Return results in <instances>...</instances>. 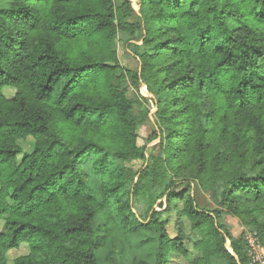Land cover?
<instances>
[{"label": "trees", "instance_id": "trees-1", "mask_svg": "<svg viewBox=\"0 0 264 264\" xmlns=\"http://www.w3.org/2000/svg\"><path fill=\"white\" fill-rule=\"evenodd\" d=\"M138 4L0 0V264L22 244L12 264H99L94 218L111 208L128 233L140 196L175 213L174 236L161 211L146 219L158 232L155 264L191 250L190 264H250L224 211L264 246V0ZM118 32L142 39L130 77L154 95L149 139H160L147 157L120 83ZM134 159L146 164L134 169ZM195 185L218 207L200 208Z\"/></svg>", "mask_w": 264, "mask_h": 264}, {"label": "rangeland", "instance_id": "rangeland-1", "mask_svg": "<svg viewBox=\"0 0 264 264\" xmlns=\"http://www.w3.org/2000/svg\"><path fill=\"white\" fill-rule=\"evenodd\" d=\"M7 1V0H6ZM119 0H115L117 3ZM133 9L138 12L139 4L138 0H129ZM134 35H130L125 32H118L114 41V47L117 53L118 59V73L120 74L121 86L126 88V91L135 100L134 112L139 117V124L136 131V143L139 146H144L146 151V157L148 156L147 151L155 146L160 139L156 138L150 140V135L152 132L151 125L154 123L155 112L157 111V106L154 104L152 98L154 95L149 91L147 85L143 80L139 79L134 81L131 79L130 75L139 73L140 71V60L139 57L135 55L133 44L140 45L142 39L135 40ZM1 92L10 97L14 94L15 88L12 86H4ZM158 154V148H154L153 155ZM141 160H132L131 165L134 169H138L143 166ZM88 169V166H86ZM137 176L134 178L136 180ZM90 183L94 191L97 193L99 199L101 200L99 192V181L91 176ZM130 185V184H129ZM132 186V185H131ZM193 194L196 199V203L200 208H205L207 210L218 207L217 200L213 199L211 192L200 189L197 185L194 186ZM132 210L138 218V222L133 224H127L130 228L128 233H125L121 228L118 227L116 217L113 214L111 208L105 207L99 215H97L93 220V225L98 231L99 240L101 247L98 251V262L99 264H133L134 261H144L151 264H155V257L157 253V237L158 232L154 227L148 228L146 219L149 214L154 211H161L160 219H167L169 223L166 225V229L170 236L176 234L175 230V213L171 212L168 214L163 210L166 208L164 203V197L162 198L163 207L158 208L157 200L151 202L147 201L143 196L139 198H130ZM223 222L227 225L228 230L235 238H242L245 240L247 235H254L258 241V244L264 248L259 240V234L255 228H252L245 223L241 222L237 217L229 214V212H223L222 216ZM142 223V226L139 223ZM184 232L188 234L187 224L185 225ZM1 229V223H0ZM229 240H226L225 247L232 253L229 247ZM191 250L192 245L188 244ZM248 249V245H247ZM28 251L27 245L22 244L18 249L12 251L8 255V264H12V259L20 254H25ZM195 252L191 250L187 256L170 254V262L168 264H190ZM233 254V253H232ZM249 255V254H248ZM250 257V256H249ZM215 263H222L220 259H216ZM250 264H254L251 262Z\"/></svg>", "mask_w": 264, "mask_h": 264}, {"label": "built area", "instance_id": "built-area-1", "mask_svg": "<svg viewBox=\"0 0 264 264\" xmlns=\"http://www.w3.org/2000/svg\"><path fill=\"white\" fill-rule=\"evenodd\" d=\"M248 245V254L254 264H264V248L258 244L254 235H247L245 238Z\"/></svg>", "mask_w": 264, "mask_h": 264}, {"label": "water", "instance_id": "water-1", "mask_svg": "<svg viewBox=\"0 0 264 264\" xmlns=\"http://www.w3.org/2000/svg\"><path fill=\"white\" fill-rule=\"evenodd\" d=\"M233 255H234V257H236L235 254H233Z\"/></svg>", "mask_w": 264, "mask_h": 264}]
</instances>
